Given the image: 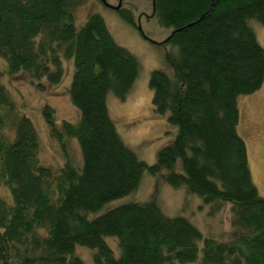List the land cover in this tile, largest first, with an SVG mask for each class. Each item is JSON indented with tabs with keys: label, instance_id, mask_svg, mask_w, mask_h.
Segmentation results:
<instances>
[{
	"label": "trees",
	"instance_id": "trees-1",
	"mask_svg": "<svg viewBox=\"0 0 264 264\" xmlns=\"http://www.w3.org/2000/svg\"><path fill=\"white\" fill-rule=\"evenodd\" d=\"M101 2V0H99ZM84 0H0V59L10 75L24 73L39 89L58 85L72 60L68 88L78 121L42 118L60 148L58 167L40 162V141L0 82V264H264V197L254 186L244 141L237 133V100L264 82V49L249 26H264V0H153V16L171 27V70L150 74L151 105L167 115L175 137L152 166L122 142L107 95L123 101L139 74L137 59L113 40L103 18L90 13L80 28L75 9ZM102 3V2H101ZM138 29L128 9L115 11ZM0 73V81H1ZM76 140L79 158L70 149ZM43 164V165H42ZM144 173L161 176L206 204H231L223 241L202 239L186 219L165 216L154 203L104 207L133 193ZM98 215V216H97ZM118 241L116 259L105 242Z\"/></svg>",
	"mask_w": 264,
	"mask_h": 264
},
{
	"label": "rangeland",
	"instance_id": "rangeland-1",
	"mask_svg": "<svg viewBox=\"0 0 264 264\" xmlns=\"http://www.w3.org/2000/svg\"><path fill=\"white\" fill-rule=\"evenodd\" d=\"M105 1L109 6H117L119 3V0ZM122 8L132 12L135 24L140 29L126 24L115 11L99 0H84L83 4L77 6L74 12L75 25L82 27L90 13H98L115 43L137 59L139 74L130 92L123 101L109 93L106 103L109 116L124 145L140 161L152 166L156 163L157 153L177 132L176 127L168 123L167 115L154 113L151 105L153 93L148 86L152 71L163 70L168 75L172 74L165 58L174 51L167 43L173 29L160 26L156 18L152 17V0H123ZM249 26L264 49V26L255 20H251ZM61 58L65 69L63 80L58 85L43 83V89L32 84L24 73L10 75L6 62L0 59V82L6 88L16 112L32 123L40 141V162L53 167L60 166L63 159L59 146L49 136L42 118V109L44 106L51 107L57 123H76L79 117L68 95L73 62L65 60L62 54ZM237 104L240 115L237 133L246 145L252 182L258 194L264 197V82L257 92L239 97ZM69 146L74 157L79 158L77 141L70 140ZM0 198L8 205L12 204L9 190L4 186H0ZM128 203H154L165 216L186 219L199 231L202 239L223 241L231 230V204H221L218 207L206 204L200 197L187 193L184 188L171 187L161 176L144 173L133 193L108 203L98 215ZM105 242L114 257L119 259L118 241L106 238ZM75 253L85 264H93L92 251L77 247ZM201 256L202 242L199 244L198 259L188 264H199Z\"/></svg>",
	"mask_w": 264,
	"mask_h": 264
},
{
	"label": "water",
	"instance_id": "water-1",
	"mask_svg": "<svg viewBox=\"0 0 264 264\" xmlns=\"http://www.w3.org/2000/svg\"><path fill=\"white\" fill-rule=\"evenodd\" d=\"M101 2H102V4H103L104 6H106L107 8H110V9H112L113 11H119V10L121 9V7H122V2H123V0H119V3H118L117 6H109L105 0H101ZM152 2H153V0H152ZM139 29H140V28H139Z\"/></svg>",
	"mask_w": 264,
	"mask_h": 264
}]
</instances>
